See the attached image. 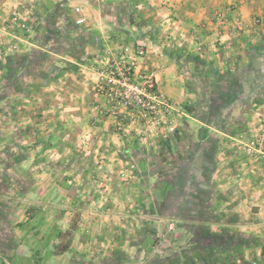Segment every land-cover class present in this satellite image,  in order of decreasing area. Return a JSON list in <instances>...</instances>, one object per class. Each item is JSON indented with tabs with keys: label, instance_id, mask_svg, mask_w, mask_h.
I'll return each mask as SVG.
<instances>
[{
	"label": "rangeland",
	"instance_id": "obj_1",
	"mask_svg": "<svg viewBox=\"0 0 264 264\" xmlns=\"http://www.w3.org/2000/svg\"><path fill=\"white\" fill-rule=\"evenodd\" d=\"M209 2L0 0V264L264 263V84L200 98Z\"/></svg>",
	"mask_w": 264,
	"mask_h": 264
},
{
	"label": "crops",
	"instance_id": "obj_2",
	"mask_svg": "<svg viewBox=\"0 0 264 264\" xmlns=\"http://www.w3.org/2000/svg\"><path fill=\"white\" fill-rule=\"evenodd\" d=\"M213 2L210 0L209 4L205 3L200 13L184 12L180 19L189 22L196 18L194 22L201 25L197 33V46L200 45L201 50L195 63L201 73L198 75L200 82L197 83L200 98H208L210 95L219 99H238L236 106L232 107L237 112L217 107L216 115L240 114L251 98L249 86L256 84L253 80L257 78V83L264 84V23L260 26L253 23L256 16L264 18V0H216L209 8L208 5L211 6ZM182 3L187 7L186 3ZM216 15L219 17L216 18ZM178 32L181 38L189 35L183 29ZM181 84L179 77L178 83L168 81L163 90L170 97L181 101L186 99V93L185 97L182 95ZM208 127L214 132L224 129L220 125ZM199 136L200 139L204 138L203 134ZM187 176L184 175L185 178ZM227 179H232L229 173Z\"/></svg>",
	"mask_w": 264,
	"mask_h": 264
},
{
	"label": "built area",
	"instance_id": "obj_3",
	"mask_svg": "<svg viewBox=\"0 0 264 264\" xmlns=\"http://www.w3.org/2000/svg\"><path fill=\"white\" fill-rule=\"evenodd\" d=\"M79 8H76V11H78ZM82 19H79L78 22H81ZM197 49L200 51L201 46L198 45ZM130 70V68H128ZM146 87L143 89H138V87H135L138 93L136 95V100L141 106H145V108L148 110L149 113L155 114L158 113V109L162 108L164 114L171 115L172 113L176 112V115L183 114V110L180 107H175L173 104L166 101L162 95H156L152 94L151 88L153 87V83L151 80H146ZM133 87V86H132ZM172 119H168V126L166 127L168 131H173L174 127L172 126ZM258 143L260 145L264 146V130L262 134L259 136ZM250 264H264L261 261H253Z\"/></svg>",
	"mask_w": 264,
	"mask_h": 264
}]
</instances>
